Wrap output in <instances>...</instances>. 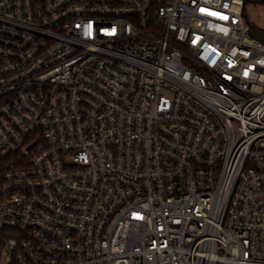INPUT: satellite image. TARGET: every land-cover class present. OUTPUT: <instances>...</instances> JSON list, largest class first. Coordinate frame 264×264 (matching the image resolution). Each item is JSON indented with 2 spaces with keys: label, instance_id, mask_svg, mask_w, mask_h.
Listing matches in <instances>:
<instances>
[{
  "label": "built area",
  "instance_id": "2783aa9c",
  "mask_svg": "<svg viewBox=\"0 0 264 264\" xmlns=\"http://www.w3.org/2000/svg\"><path fill=\"white\" fill-rule=\"evenodd\" d=\"M264 0H0V264H264Z\"/></svg>",
  "mask_w": 264,
  "mask_h": 264
},
{
  "label": "rangeland",
  "instance_id": "374dc122",
  "mask_svg": "<svg viewBox=\"0 0 264 264\" xmlns=\"http://www.w3.org/2000/svg\"><path fill=\"white\" fill-rule=\"evenodd\" d=\"M247 13L255 26L264 29V2H255L249 5Z\"/></svg>",
  "mask_w": 264,
  "mask_h": 264
},
{
  "label": "trees",
  "instance_id": "16d2710c",
  "mask_svg": "<svg viewBox=\"0 0 264 264\" xmlns=\"http://www.w3.org/2000/svg\"><path fill=\"white\" fill-rule=\"evenodd\" d=\"M14 158L15 156H9L0 162V194H1L2 187H3L4 174L6 170L9 169L13 165L11 161ZM5 241H6L5 235L3 233H0V250L3 247Z\"/></svg>",
  "mask_w": 264,
  "mask_h": 264
},
{
  "label": "water",
  "instance_id": "95a60500",
  "mask_svg": "<svg viewBox=\"0 0 264 264\" xmlns=\"http://www.w3.org/2000/svg\"><path fill=\"white\" fill-rule=\"evenodd\" d=\"M251 33L254 37H256V38H258L264 42V31L263 30H259V29L254 28Z\"/></svg>",
  "mask_w": 264,
  "mask_h": 264
}]
</instances>
